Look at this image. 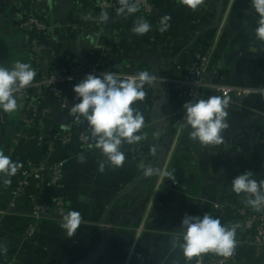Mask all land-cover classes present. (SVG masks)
Masks as SVG:
<instances>
[{"label":"crops","instance_id":"crops-1","mask_svg":"<svg viewBox=\"0 0 264 264\" xmlns=\"http://www.w3.org/2000/svg\"><path fill=\"white\" fill-rule=\"evenodd\" d=\"M153 3L158 28L154 35H136L130 18L118 21L109 14L103 32H97L101 12L86 8L85 0H0L2 66L17 61L31 65L18 22L35 14L51 31L42 49L50 68L102 61L110 71H146L155 77L145 83L144 100L135 104L145 119V139L122 145L123 166L106 165L101 173L99 165L106 158L95 148L83 151L77 141L60 155L64 167L57 196L65 199L68 213H80L78 229L69 236L61 220H46L36 237L28 239L18 232L21 213L5 201L0 205L5 211L0 215V264H125L136 245L148 264H185L179 247H173L183 217L209 214L222 225L237 224L226 208L239 196L231 190L232 180L245 172L264 180V96L230 97L224 142L203 145L189 138V128L181 130L185 100L168 82L183 73L189 47L212 41L210 80L200 99L221 95L215 85L264 89V42L255 36L257 16L250 0H203L196 10L182 0ZM164 15L171 17L170 27L160 32ZM74 86L69 84L65 91L71 106L79 103ZM11 115V120L3 119L0 150L20 128L27 140L52 139L58 131L54 124L71 128L68 111L49 96H29ZM48 121L53 125L47 127ZM145 144L152 146L149 155L142 151ZM146 167L172 172V177H146ZM243 201L239 206H247ZM247 239L245 230L238 228L236 241Z\"/></svg>","mask_w":264,"mask_h":264},{"label":"clouds","instance_id":"clouds-1","mask_svg":"<svg viewBox=\"0 0 264 264\" xmlns=\"http://www.w3.org/2000/svg\"><path fill=\"white\" fill-rule=\"evenodd\" d=\"M119 14L133 15L139 11L140 0H119ZM191 10H196L203 0H182ZM251 10L257 16L255 36L264 42V0H250ZM101 22L109 17L102 11ZM171 17L164 15L160 20V32L170 27ZM151 24L138 19L132 28L136 35L150 32ZM36 72L30 64L17 61L11 67L0 65V112L12 114L18 110V94L32 84ZM155 79L149 72H140L126 79L120 78L115 72L105 71L99 76L89 74L73 87L79 103L74 104L69 114L75 122L86 121L91 129L94 147L106 158L99 165L102 173L105 166L121 167L125 162L122 145H134L145 139L141 130L145 126L143 114L134 105L145 98L144 85ZM230 97L212 95L207 99H193L183 105L184 119L181 130L189 128V138L203 145H219L224 142L223 131L229 127L227 123ZM65 130L67 127L65 126ZM87 139V137L85 138ZM85 162V157H79ZM21 164L13 162L9 155L0 150V174L3 177L14 176ZM146 177L161 175L172 177V172L161 171L152 167L144 169ZM251 172L237 175L231 184V190L237 194H245V203L256 211L264 209V180L257 181ZM173 182V181H172ZM5 184L11 183L4 179ZM174 183V182H173ZM84 200V197H80ZM82 222L78 211H70L63 217L61 227L71 236ZM239 224L222 225L219 218L205 214L200 216L185 215L181 221L179 234L174 237L173 247H179L185 264H199L203 254L214 253L225 259L230 258L237 246L236 233ZM6 251V249H3Z\"/></svg>","mask_w":264,"mask_h":264},{"label":"built area","instance_id":"built-area-1","mask_svg":"<svg viewBox=\"0 0 264 264\" xmlns=\"http://www.w3.org/2000/svg\"><path fill=\"white\" fill-rule=\"evenodd\" d=\"M94 4V8L106 11L113 19L122 20L125 14H119L120 7L119 0H90ZM155 6L153 0H140L139 11L144 17H149L153 14ZM100 19L97 21L98 26L101 25ZM19 27L24 31H37L38 38L31 41L35 53L36 62V76L34 81L27 88L22 89L18 94V109L22 103L29 97L38 99L44 95H50L56 99L62 109L68 111L71 109V104L65 94L64 86L68 83H79L87 75L93 74L99 76L101 73L108 70L105 64L101 61L93 65L87 66L78 63H71L69 65L50 68L47 63L43 62L41 58L42 48L44 42H47L50 30L47 25L40 21L35 14H30L23 20ZM101 31V30H100ZM42 43V44H41ZM215 53V44L208 41L204 49L194 56L192 66L183 71L179 76L170 79L168 82L173 91L178 94L185 102L193 99H200L202 91L207 87V76L209 74L213 55ZM43 57V56H42ZM120 78L126 79L130 76H136L138 73H128L123 68H117L114 71ZM214 90L221 95L234 97L236 99H246L253 96H264V89L252 88L247 86H228V85H215ZM6 114L0 112V120ZM183 110V118H184ZM71 119V128L67 132H57L52 137V142H60L67 146L74 138L77 139L83 151L93 149L89 144H95V140L91 137V129L88 127L86 121L81 120L80 123L75 122L74 118L69 114ZM15 138L8 148L10 153L16 151L24 140H27L25 131L20 128L14 134ZM87 137V139H85ZM44 137L37 138L38 146L44 145ZM264 140V137H263ZM50 152L52 147H48ZM64 163L62 161H44L41 163L29 162L26 169L21 172V180L16 183L15 187L9 189V207L15 209L17 203L21 200L27 187L31 184L40 188L46 184L48 186H59L63 173ZM5 188H7L5 186ZM31 214L30 217L34 220L28 227L24 237L33 239L36 237L41 224L46 220H56L51 214V209L56 212L59 220L68 214L67 203L64 198L55 196L53 198L54 206L49 208L46 204L40 203L36 196H31ZM245 202V199L244 201ZM5 211L0 210V215H4ZM235 216L237 221L241 224L242 229L248 234L246 242L237 241V246L233 255L228 258H221L218 260L212 259L209 253L203 254L200 258L199 264H238L237 256L240 246L252 245L258 249L264 247V209L256 211L249 206H238L235 208ZM125 264H148L143 257L142 253L136 250L135 247L130 249L128 259Z\"/></svg>","mask_w":264,"mask_h":264},{"label":"trees","instance_id":"trees-1","mask_svg":"<svg viewBox=\"0 0 264 264\" xmlns=\"http://www.w3.org/2000/svg\"><path fill=\"white\" fill-rule=\"evenodd\" d=\"M85 7L86 8H94V4L90 1V0H85ZM28 15H26L23 19L19 20L18 22V28L20 29V31L22 30V33L24 34V36L26 35V46L24 48L25 50V56L27 58V60H30L31 63V67L33 68V70L35 71L36 69V62H35V53L33 52L34 49L32 47L31 41L35 40L36 38H38V33L37 31H24L23 29H21L19 27L20 23L25 20L27 18ZM130 18L132 20V22L135 23L137 22L138 19H144L146 20L148 23L151 24V30H150V34L154 35L155 30L158 28L159 26V18L157 15H150L149 17H144L142 16V14L140 13V11L136 12L133 15H124V18ZM39 18V17H38ZM40 21L43 22V20L41 18H39ZM122 21V20H121ZM94 24V23H93ZM105 22L101 23L100 26H98V24H95L97 32L99 30H104L105 26H104ZM42 44V43H41ZM46 44L43 45V48L45 47ZM206 43L201 44V46H196L193 45L191 47L188 48L187 53H186V58H189V62L187 64V66L184 68L183 71H186L187 69H189L193 62H194V56L202 51L205 47ZM196 46V48H195ZM44 52V51H43ZM192 60V61H191ZM140 73V72H139ZM69 84L71 85H77L78 83H68L64 86V91H66V88L69 86ZM146 85H144V89L145 90ZM44 96H49L51 98H53L50 95H44ZM42 96V97H44ZM56 100V99H55ZM57 101V100H56ZM58 102V101H57ZM184 103H186L184 101ZM135 106V105H134ZM11 114H6L3 119H5L6 121V117L7 119L11 120ZM25 116V114H24ZM24 116H22V118H24ZM0 120V132L2 131V129L4 128V126L6 125L4 123V120ZM7 122V121H6ZM22 122V120H21ZM51 124L53 125L52 122H45V125H47V127L51 126ZM55 131L57 132H67L68 130H63L60 129L59 125H55ZM54 132V131H53ZM15 136L11 137V139H9V141L6 143L5 148H4V152L6 155H9L12 159L13 162H17L19 164L22 165V167H20L17 171V173L12 176V177H3L2 174H0V205L3 204L5 201H8L9 204V189H12L13 187H15L16 183L19 182L21 180V172L23 170L26 169L27 165L29 162H34V163H41L44 161H51V162H55V161H62L60 159V155L66 150L67 147H69L73 142H76L77 139L74 138L73 141L65 146L63 144H61L60 142H52L51 138L48 140H44L45 144L38 146V142L36 139H31V140H27V142L23 143L16 151H14L13 153H10L8 151V147L11 145L12 141L14 140ZM78 142V141H77ZM49 146L52 147V150L50 152L49 150ZM151 145L150 144H145L143 146V150L144 153H147L149 155L150 151H151ZM146 154V155H147ZM4 179H10L11 183L9 184H5L4 183ZM5 186L7 188H5ZM31 196H36L39 200L40 203H44L46 204L49 208H52L54 206V201L53 198L55 196H57V189L56 187L53 186H48L46 184H44L41 189L37 188L35 185L31 184L29 187H27V189L25 190V193L23 194L21 200L17 203V207L15 208L16 210L19 211V213H21L19 221H18V232L20 235L24 236L25 232L27 231L28 227L33 223V219L30 217L31 214ZM244 198H246L245 194H240L238 197L234 198V202H232L227 208L228 211H230L231 213H235V208L239 206L240 202H242L244 200ZM51 214L54 216V218L56 220H58V216L56 215V212L51 209ZM237 224L240 225L239 221H237ZM243 228V227H242ZM136 250L139 251V248L136 245ZM140 252V251H139ZM211 255L212 259L218 260L221 259L223 257H219L217 255H215L214 253H209ZM237 261L238 263L243 262V264H264V247L261 249H258L252 245H247V246H240L239 247V252H238V256H237Z\"/></svg>","mask_w":264,"mask_h":264},{"label":"rangeland","instance_id":"rangeland-1","mask_svg":"<svg viewBox=\"0 0 264 264\" xmlns=\"http://www.w3.org/2000/svg\"><path fill=\"white\" fill-rule=\"evenodd\" d=\"M48 28H49V26H47ZM49 30H50V28H49ZM51 37V31H50V34H49V36H48V39ZM48 42V41H47ZM47 42H44V44H46ZM44 51V50H43ZM44 53V52H43ZM41 58H42V56H41ZM43 58H45L44 57V54H43ZM42 61L44 62V59H42ZM88 66V65H87Z\"/></svg>","mask_w":264,"mask_h":264},{"label":"water","instance_id":"water-1","mask_svg":"<svg viewBox=\"0 0 264 264\" xmlns=\"http://www.w3.org/2000/svg\"><path fill=\"white\" fill-rule=\"evenodd\" d=\"M155 13H156V11L154 10V11H153V15H155ZM208 80H210V75H208V77H207V81H208Z\"/></svg>","mask_w":264,"mask_h":264}]
</instances>
